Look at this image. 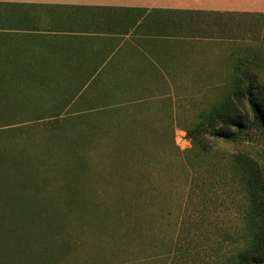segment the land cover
<instances>
[{"label": "rangeland", "instance_id": "obj_1", "mask_svg": "<svg viewBox=\"0 0 264 264\" xmlns=\"http://www.w3.org/2000/svg\"><path fill=\"white\" fill-rule=\"evenodd\" d=\"M200 21L207 23L201 34L216 38L207 49L208 63L193 64L197 70L186 73L190 78L180 81V86L152 89L157 98L154 110L116 114L157 119L112 120L105 112L91 114L105 119L68 117L39 122L22 119L11 125L2 124L1 150L6 149L5 145L26 146L27 153L38 157L41 154L36 150L47 149L51 165L56 167L46 175L44 183H38L30 171L24 173L20 180L23 182L8 183L9 188L15 187V194L26 189L28 198L25 194L17 196L27 202L24 207L19 206L22 204L19 201L12 206L0 202V231H3L0 233V264H26L19 254L22 248L26 246V250L31 251L33 246H39V243L27 244L30 236L31 243L39 237L40 245L45 246L44 259L30 264H166L169 261L177 264L175 260L180 261L179 255L168 254L177 242L182 218L186 219L184 227L194 241L187 239V244L194 246L193 253L199 246L197 255L188 253V263L225 264L226 257L240 246L242 195L219 187L209 194L205 203L197 195L188 198L190 172L181 152L191 148L188 132L193 130L194 124L203 123L199 116L219 106L224 97L233 96L237 87L251 83L264 95V16L217 15ZM6 92L0 89L4 97H0L4 101L3 106L0 105V116L16 109V105L8 104ZM27 107L29 112L24 115L39 114L42 109L41 104ZM142 130L173 131V142L161 143L155 150L154 147L140 151L135 149L139 145L121 144L117 138ZM253 134L254 142L240 148L264 167V130ZM113 138H117L115 145ZM236 149L235 144H222L220 151ZM13 162L14 166L19 164ZM129 194L152 195L142 212L149 211L147 213L153 215L142 216L139 211L140 221L130 219L136 226L127 220L113 227L108 219V200L116 202ZM37 198H46L53 205L36 204ZM100 203L102 205L96 209L91 208ZM47 213L57 216L50 230L45 228L40 232L37 225L28 222L27 228L22 227L25 229L21 231L4 226L7 224L5 215ZM126 226L129 233L124 232ZM52 236L60 239L57 247L49 245ZM210 247L215 248V252Z\"/></svg>", "mask_w": 264, "mask_h": 264}, {"label": "crops", "instance_id": "obj_2", "mask_svg": "<svg viewBox=\"0 0 264 264\" xmlns=\"http://www.w3.org/2000/svg\"><path fill=\"white\" fill-rule=\"evenodd\" d=\"M261 14L264 0H0V71L34 73L63 118L157 119L116 114L154 110L152 89L208 63L200 19Z\"/></svg>", "mask_w": 264, "mask_h": 264}, {"label": "trees", "instance_id": "obj_3", "mask_svg": "<svg viewBox=\"0 0 264 264\" xmlns=\"http://www.w3.org/2000/svg\"><path fill=\"white\" fill-rule=\"evenodd\" d=\"M260 16H264V14ZM33 76L34 73L0 71V89L7 90L6 97H8V104L16 105L15 110H11L8 114L0 116V127H2V124L11 125L14 124L12 122L22 119L39 122L52 119L62 120L65 115L71 116L70 112L67 114L63 113L65 108H70V104L57 102V97L47 94L54 91V89L40 88L39 84L41 82L33 80ZM234 85L235 87L238 86L237 80L234 82ZM2 96L0 95L1 98H4ZM2 100H0V105L3 106L4 101ZM31 104L42 105L39 114L24 115V113L29 112L27 106ZM14 111L15 113H11ZM102 113L105 112L92 114L99 115ZM249 115H252L253 118L250 119ZM90 116L91 113H86V115H81L82 118L70 119H95L90 118ZM100 119H105V117L102 116ZM199 119L203 122V128H201L202 124L196 123L193 125V130L188 132L191 148L181 152L185 156H183L184 162L190 172L188 198L189 195L190 199L192 196L197 195L201 202L205 203L209 194L219 187L226 191L235 190L242 195V240L240 246L226 257L225 264H264V167L251 154L240 148L245 144L248 145L254 142V132L264 130V95H261L259 90L251 83L247 84L246 87H237L233 92V96H230V98L224 97L219 106L213 107L208 112H205L204 115H200ZM216 122L217 125H214ZM197 126L198 128H195ZM203 135L206 136L205 139H202ZM48 137L50 139L52 135L49 134ZM117 138L121 140V144L139 145L140 147L135 148L136 150L149 151L150 148L154 147L153 150H155L161 143L169 142L172 144L173 131L142 130L135 135L124 133ZM117 138H113L112 143L114 145L117 142ZM222 144H235L237 149L234 151H220ZM5 146L6 149H0V164L3 165L0 166V202L12 206L13 203L19 201L22 203L19 206L24 207L27 202H23L22 197H18L23 196L26 189L23 188L24 192H20L18 195L15 194V187L9 188L7 186L9 185L8 183L12 180V182L15 180L19 182L24 177V173H28V171L33 173L38 183H44L47 179L46 175L53 171V168L56 166L54 164L51 165L47 149L36 150L35 152L38 151L41 155L33 157V154L27 153L29 150L26 146ZM35 147L41 146L35 145ZM13 160L18 161L19 164L14 166ZM4 178H9V180L5 181ZM25 185L23 184V186ZM25 196L28 198V194H25ZM151 196L129 194L118 198L116 202L114 199L108 200V219H110L111 225L113 227L116 226V223L123 225L129 220L130 224L134 226L135 222L130 219L134 217L140 221L141 219L138 216L139 211H141L139 215L152 216V213H147L149 211L142 212L144 205L150 202ZM45 199L37 198L36 204L43 203L42 206L53 205ZM101 205V203L100 205L93 204L91 208L96 209ZM5 217H7L5 227H15L16 231H21V229L27 228L28 224L26 223L28 222L31 225H37L35 227H38V230L41 232L45 228L50 230V226L55 222L57 216L47 213L36 216L9 214L8 216L5 215ZM181 222L183 226H180L181 230L179 231L177 242L168 255H179L180 261L175 260L177 264H193L188 263V258L190 257L188 253L197 255V248L199 246L194 249L196 253H193V244H187L188 238H190L192 243L194 241L188 229L184 227L186 219L182 218ZM136 224L138 225V223ZM44 225L45 227H42ZM4 231L8 232L10 230ZM124 232H130L127 226ZM0 233L2 234L3 231H0ZM127 233L123 235L126 237ZM30 238H27L29 246L35 243L37 245L39 243V246H33L31 251L26 250L27 247L25 246L19 254L26 264L27 262L28 264L41 262L44 259L45 246L40 245L42 240H39V237L38 240L33 239V243L30 242ZM49 242L50 247H57L60 239H57V236H52V238H49ZM210 249L215 252V248L210 247ZM166 264H174V262L169 261Z\"/></svg>", "mask_w": 264, "mask_h": 264}]
</instances>
